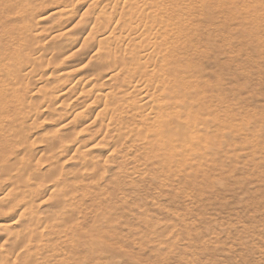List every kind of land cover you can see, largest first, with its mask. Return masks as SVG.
I'll return each instance as SVG.
<instances>
[{"label":"bare ground","instance_id":"1","mask_svg":"<svg viewBox=\"0 0 264 264\" xmlns=\"http://www.w3.org/2000/svg\"><path fill=\"white\" fill-rule=\"evenodd\" d=\"M223 4L0 0V264H66L53 239L113 237L83 228L89 197L110 199L119 179L173 184L203 146L227 145L229 120L211 103L227 113L222 80L209 95L190 80L202 57L194 21ZM83 174L94 180L79 190Z\"/></svg>","mask_w":264,"mask_h":264},{"label":"rangeland","instance_id":"2","mask_svg":"<svg viewBox=\"0 0 264 264\" xmlns=\"http://www.w3.org/2000/svg\"><path fill=\"white\" fill-rule=\"evenodd\" d=\"M197 22L202 57L194 59L190 80L207 87L205 95L208 85L222 80L217 87L226 95L227 113L219 101L211 103L229 120L227 145L203 146L204 155L184 161L173 184L119 179L110 199L89 197L83 228L97 224L113 237L94 247L53 239L66 264H264V0H224L221 11L201 10ZM45 124L50 131V121ZM78 162L66 161L65 169L75 172ZM76 177L79 190L94 180Z\"/></svg>","mask_w":264,"mask_h":264}]
</instances>
